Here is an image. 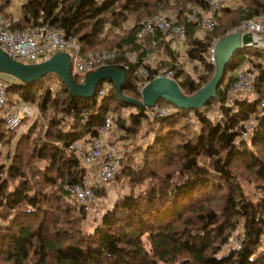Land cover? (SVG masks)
<instances>
[{"label": "trees", "instance_id": "16d2710c", "mask_svg": "<svg viewBox=\"0 0 264 264\" xmlns=\"http://www.w3.org/2000/svg\"><path fill=\"white\" fill-rule=\"evenodd\" d=\"M208 1L27 0L13 30L51 24L78 39L83 54L115 51L117 58L109 67L126 72L124 93L134 98L141 97L139 84L159 74L145 62L163 47L174 80L187 96H194L216 73L209 59L212 43L225 38L229 27L264 12V0H241L238 9L221 12L223 31L218 33L217 23L203 39L188 17L193 7H206ZM7 6L9 0L0 10L5 12ZM160 13L186 26L187 57L195 70L198 65L204 68L195 79L187 74L171 40L159 34L138 40L145 19ZM130 52L139 56L137 63L128 62ZM243 57L257 74L259 98L244 96L227 105L228 88ZM142 66L149 69L147 78L138 75ZM87 78L73 79L82 85ZM107 82L112 88L100 83L91 99L73 96L54 73L33 84L8 82L7 105L23 101L37 106L47 125L37 123L23 134L13 153H7V164L3 149L13 144L16 132L0 118V264H264V113L259 108L264 99V47H246L234 55L217 97L208 105L184 110L159 101L177 109L162 119L121 102L113 83ZM215 103L219 120L208 117ZM132 107L137 112L123 130L136 135L147 123L146 137H152L138 151H125L114 183L125 180L129 191L93 231H86L89 213L67 187L80 183L89 168L71 144L88 134L96 137L95 127L111 109ZM252 115L259 116V122L244 140V124ZM136 152H141V161ZM238 169L258 181L253 193L245 191ZM240 224L242 247L224 251Z\"/></svg>", "mask_w": 264, "mask_h": 264}, {"label": "built area", "instance_id": "2783aa9c", "mask_svg": "<svg viewBox=\"0 0 264 264\" xmlns=\"http://www.w3.org/2000/svg\"><path fill=\"white\" fill-rule=\"evenodd\" d=\"M8 0H0V6ZM12 1V0H11ZM239 0H209L208 5L195 6L191 9L188 23L196 25L198 32H210L217 26L215 16L225 9L236 10L240 6ZM20 7L16 14L0 10V51L16 62L24 64L41 63L51 59L56 53H68L71 55L72 77L83 80L92 73L102 68H108L117 58L114 52H98L97 54L83 55L78 39L73 36H65L51 24L33 26L27 29L13 30V21L20 17ZM109 29V28H108ZM240 33H253L264 38V12L257 18L245 20L235 30ZM161 35L172 41L173 47L185 44L187 40V28L173 15L161 13L153 18L145 19L141 31L137 33L138 40L146 38V35ZM217 43V42H216ZM212 45L211 62L216 64L214 47ZM147 78L149 69L141 68ZM0 73V118L6 122L10 131H20L23 119L35 117V108L32 104L20 101L12 106L7 105L8 81L2 78ZM168 77L174 80V72L167 71L158 74V77ZM235 79L229 85L227 105H234L241 97L254 94L256 91L257 74L246 66L238 67L234 72ZM144 86L141 87V89ZM103 90L101 94H104ZM260 110L264 113V101L260 102ZM148 115L154 119H162L171 115L167 104L157 103L148 108ZM104 123L95 127L96 137L87 136L74 141L70 149L77 151L82 163L89 168L85 178L78 184L68 186V192L83 207L85 212H96L100 202L97 190L107 184L114 183L117 179L121 162L125 157V150L112 142H105L106 132L112 127L113 119L105 117ZM248 124L242 131V139H248L255 125L259 122V116L252 115ZM241 243L238 248H241Z\"/></svg>", "mask_w": 264, "mask_h": 264}, {"label": "water", "instance_id": "95a60500", "mask_svg": "<svg viewBox=\"0 0 264 264\" xmlns=\"http://www.w3.org/2000/svg\"><path fill=\"white\" fill-rule=\"evenodd\" d=\"M246 47H264V38L253 33L234 32L219 40L214 47L216 73L206 87L191 97L182 91L175 80L163 76L144 85L140 91V101L129 98L124 95L126 72L111 67L99 69L89 75L82 85H79L72 77V61L71 55L68 53H56L51 59L41 63L24 64L14 61L0 51V73L10 75L25 84H33L54 73L61 77L73 96L82 99L93 98L100 83L111 81L115 86L118 98L128 106L148 109L154 107L159 101L166 100L179 109L196 110L208 105L213 98L217 97V91L223 84L230 61L238 51Z\"/></svg>", "mask_w": 264, "mask_h": 264}, {"label": "rangeland", "instance_id": "374dc122", "mask_svg": "<svg viewBox=\"0 0 264 264\" xmlns=\"http://www.w3.org/2000/svg\"><path fill=\"white\" fill-rule=\"evenodd\" d=\"M14 1H15V4L12 5L11 0H9V5L11 7L13 6L12 7L13 9H19V7L23 3H25L27 0H14ZM238 2H240L239 3L240 6L243 4L241 2V0H239ZM20 15H21V11H20ZM220 15L221 14L215 16V19H216L217 23L219 24V28L218 27L216 28V29H218L217 30L218 33L223 31V28L225 26L224 24L226 23V21H224V22H222V21L220 22L219 21ZM239 26L229 27L228 28L229 30H228L227 34L229 35L230 33H234L235 30ZM210 34L211 33H207V32H198V36L203 38V39L206 38L207 36H209ZM221 39L222 38H220V39L217 38V40H215L212 43V45L215 44L216 42H218ZM186 41H185V44L178 45V46L174 47V49L177 52H180V54H181L180 55V62L183 64L184 68L187 70V74H190L191 77L195 79L198 74L204 73V70H203L204 68L198 65V69H196V70L194 69L195 68L194 65L189 61V59L187 57L186 50H187L188 46H187ZM172 45H173V43H172ZM212 45H211V47H212ZM91 54H97V53H91ZM211 54H212V51L210 50V57H209L210 62H211V56H212ZM83 55L87 56L88 54H83ZM126 58L128 59L129 63H137L138 60H139V56L137 54H134V53H131V52L129 54H127ZM145 64H149L152 67V69L158 70L159 74H163V73H165L167 71H171V68L169 67V64L167 62V57H166V54H165V52L163 50V47H160V46H158L156 48V50H154V52H151V55L147 58ZM240 64H241L240 66L244 65L246 67L251 68L250 64L247 62V58H245V57L242 58V62H240ZM142 67H144V66H142ZM141 68L138 71V75L139 76H144L142 71H141ZM214 75H215V73H213L212 76H214ZM212 76H211V79H212ZM2 78L6 79L8 82H11V83L12 82H18V80L16 78H14V77H12L10 75L4 74V73L2 75ZM211 79H210V81H211ZM80 81H82V80H80ZM53 83L54 84L57 83L55 78H53ZM147 83H149V82H147ZM147 83L139 84L140 85V87H139L140 91H141V87L146 85ZM103 86H105L106 90H110L112 88L111 84L108 83L107 81L103 82ZM124 95L129 97V98H134L132 95H130L128 93H126V94L124 93ZM245 97L249 98L250 100H256L257 98H259L256 93L248 95V96H245ZM14 98H16V97H14ZM16 99L18 100L19 98H16ZM134 99L140 101L141 97L140 98H136L135 97ZM261 101H264V99L261 100ZM17 103H19V101ZM160 104L164 105V104H167V103H160ZM167 105L169 106V108H170V110L172 112L177 111V109L175 107H173L172 105H170V104H167ZM33 106H34L35 111H36L35 117L28 119V121H26L23 124V126H22L20 131H13V132H16L15 133V137H16L15 141L13 142V144L10 147L5 146V148L3 149V153H4L3 162L6 163V161H7V164L11 163V161L6 160L7 153L8 152L11 153V154L13 153L14 148L16 147L18 141L21 139V136L23 134L28 133L30 128L34 127L37 123H38V125L40 127H44V128L47 125V120H46L45 116H43V114L40 112V110L37 108V106H35V105H33ZM115 109L116 108L111 109L108 112V114L105 116V117L112 118L113 119V124H112V127L105 133L106 135L103 136L104 137L103 139H104L105 142H112V143L118 145V147L122 148L126 152L129 151V152H133L134 153L135 151L139 150L138 148L141 145H144L145 143H148V141L152 137V134L149 136V138L146 137V135L148 134L147 131L149 130L150 126L148 127V124L146 123L147 127L142 129V130H140L138 132V134H136V135L127 134V132L123 130L122 126H126V125L130 124V120H129L130 117L129 116L132 113H136L137 109L133 108V107L132 108H126V109H116V110ZM208 117L210 119H216V120H219L221 118L220 113L217 112V104L216 103L212 106V108L210 110V113L208 114ZM194 123H196V122L194 121ZM248 124H250L249 119L245 122L244 129H245V127L248 126ZM252 130H253V128H252ZM108 138H109V140H108ZM134 156L136 157V159L138 161H141V152L140 153L136 152V154ZM201 161L205 162L204 159H201ZM237 172L240 173L241 176H243L242 184H243V187H244L245 191L253 193L255 191L256 184H258V181H255L256 179L248 171L244 172L243 170H239L238 169ZM103 188H105L103 194L98 195V199H99L100 204H99L96 212H93V213L89 214L88 221L83 224L84 225V229L86 231H90V232L93 231V229L97 225H99V223L101 222V219L104 216V213L108 209L113 207V205H114L115 201L118 199V197L120 195H122L124 193H127L129 191V186H128L127 182H125V180H123V179H120L117 183L107 184ZM103 188L102 189H98V190L101 191V190H103ZM239 226L240 227L238 228V230L235 233H233L232 239L230 241V244L224 248V251H227V250L233 248L234 246L238 247V244L242 243L241 239H242V236H243V230L244 229H243V226H241V224Z\"/></svg>", "mask_w": 264, "mask_h": 264}, {"label": "crops", "instance_id": "0c3cea01", "mask_svg": "<svg viewBox=\"0 0 264 264\" xmlns=\"http://www.w3.org/2000/svg\"><path fill=\"white\" fill-rule=\"evenodd\" d=\"M11 3H12V5H14V4H15V1L12 0ZM12 7H13V6H12ZM12 7H11L10 5L7 6V7L5 8V11H6L7 13H9V14H11V12H12L13 14H16L17 11H18L19 9H13ZM16 10H17V11H16ZM108 140H109V138H108Z\"/></svg>", "mask_w": 264, "mask_h": 264}]
</instances>
